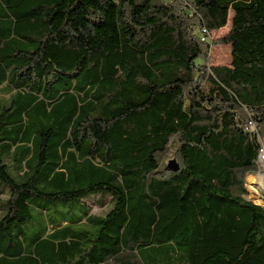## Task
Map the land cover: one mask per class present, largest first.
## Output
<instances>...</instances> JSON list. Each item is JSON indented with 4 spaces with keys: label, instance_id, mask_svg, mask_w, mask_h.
I'll use <instances>...</instances> for the list:
<instances>
[{
    "label": "trees",
    "instance_id": "16d2710c",
    "mask_svg": "<svg viewBox=\"0 0 264 264\" xmlns=\"http://www.w3.org/2000/svg\"><path fill=\"white\" fill-rule=\"evenodd\" d=\"M0 94V264H264V0H0Z\"/></svg>",
    "mask_w": 264,
    "mask_h": 264
},
{
    "label": "rangeland",
    "instance_id": "374dc122",
    "mask_svg": "<svg viewBox=\"0 0 264 264\" xmlns=\"http://www.w3.org/2000/svg\"><path fill=\"white\" fill-rule=\"evenodd\" d=\"M233 16L232 11L229 12L227 25L218 31L209 33V40L212 41L210 45V50L208 53V58L206 66L208 67H217V66H229L230 65V48L227 45L214 44L217 40L221 39L229 32L231 25V18ZM5 94H0V99H4ZM174 160H171L169 164L173 163ZM264 161H257V171L255 173H250L247 175V191L249 192V199L256 205L264 206V191L256 187V181L264 180V174L261 171V164ZM251 179V180H250ZM250 180V181H249ZM98 198H89L85 199L84 202L89 206L88 213L91 215L104 216L109 209V204L106 201L102 206L99 204Z\"/></svg>",
    "mask_w": 264,
    "mask_h": 264
},
{
    "label": "built area",
    "instance_id": "2783aa9c",
    "mask_svg": "<svg viewBox=\"0 0 264 264\" xmlns=\"http://www.w3.org/2000/svg\"><path fill=\"white\" fill-rule=\"evenodd\" d=\"M246 130L251 134L258 135L256 126L252 122L248 124V127ZM259 143H260V150L258 153V161H264V136L261 139H259Z\"/></svg>",
    "mask_w": 264,
    "mask_h": 264
},
{
    "label": "bare ground",
    "instance_id": "6f19581e",
    "mask_svg": "<svg viewBox=\"0 0 264 264\" xmlns=\"http://www.w3.org/2000/svg\"><path fill=\"white\" fill-rule=\"evenodd\" d=\"M261 171L264 174V163L261 164ZM256 187L263 189V191H264V180L263 181H260V180L256 181Z\"/></svg>",
    "mask_w": 264,
    "mask_h": 264
}]
</instances>
